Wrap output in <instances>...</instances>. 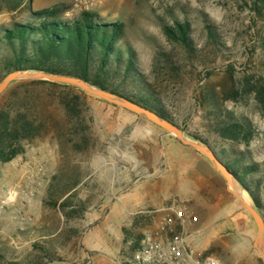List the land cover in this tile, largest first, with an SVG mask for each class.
<instances>
[{
	"label": "rangeland",
	"instance_id": "rangeland-1",
	"mask_svg": "<svg viewBox=\"0 0 264 264\" xmlns=\"http://www.w3.org/2000/svg\"><path fill=\"white\" fill-rule=\"evenodd\" d=\"M249 2L0 0V37L4 28L30 22L31 11L54 6L63 8L61 18L66 21L91 11L102 22L122 23L124 36L116 48L123 60L130 56L133 66L128 77L113 76L109 88L144 99L190 139L210 147L223 162L238 158L241 167H254L246 181L259 208L244 193L264 221V118L251 96L242 94L236 102L223 100L246 77L264 80V17L251 13ZM175 21L188 25V49L171 43L162 33L163 25ZM206 26L212 37L207 36ZM6 53L1 43L0 55ZM6 75L0 70V82ZM15 85L17 82L0 95V107ZM39 92L38 110L46 119V132L25 143L22 163L27 165L19 177L21 163L6 169L0 165V200L5 190L24 185V175L33 173V162L44 163L46 172L35 185L34 197L28 202L18 198L0 218V264H131L135 252L120 242L119 227L130 230L138 216L133 232L143 236L155 228L164 211L124 214L110 212L104 205L118 198L112 196L118 189L153 174L152 167L155 174L162 171L164 141L181 145L180 141L137 114L84 92L78 103L88 146L76 152L72 143L77 137L68 134L70 123L60 104L70 93L58 89ZM230 120L250 124L253 135L249 142H231L218 135L221 125ZM111 164L116 168L113 184L108 174ZM11 172L13 176H5ZM228 195V216L237 223L220 237L213 236L216 229L209 227L208 248L201 254L217 257L224 264H263L252 245L257 232L253 219ZM64 199L71 205L62 209L59 204ZM18 211L26 220L17 218ZM69 211H74L73 217L64 215ZM211 222L216 223L208 220Z\"/></svg>",
	"mask_w": 264,
	"mask_h": 264
},
{
	"label": "trees",
	"instance_id": "trees-1",
	"mask_svg": "<svg viewBox=\"0 0 264 264\" xmlns=\"http://www.w3.org/2000/svg\"><path fill=\"white\" fill-rule=\"evenodd\" d=\"M248 9L251 13L264 17V0H250ZM62 12L63 8L60 6L31 11L30 22L14 23L10 28H4L1 31L0 44L5 45L7 53L0 55V70L5 74L14 71H42L79 78L92 87L125 97L165 118L161 111L150 107L144 99L120 94L109 88L108 83L113 76L126 78L133 66L130 56L127 55L123 60L120 49L116 48L124 36L123 24L102 22L96 13L91 11H82L76 19L66 21L61 18ZM206 31L208 37L213 36L208 26ZM188 32V25L185 22L175 21L171 26H162V33L168 41L186 49L190 47ZM261 47L264 48V41ZM121 81L129 83L126 79ZM15 82L17 85L0 107V165L23 155L25 143L46 132V119L42 111L38 110L40 105L37 104L40 89L47 91L58 89L70 93V97L61 100L60 104L64 117L70 123L71 131L68 134L77 137L72 143V148L76 152L87 149L88 138L84 135L86 130L78 103L80 95L85 94L82 90L47 81ZM237 86L229 89L223 100L236 102L242 94L251 96L261 117L264 118V80L261 77L250 76ZM218 135L231 142L247 143L252 138L253 131L249 123L230 120L221 125ZM220 161L237 178L254 207L259 208L254 191L246 181V176L254 167H241L238 158L227 159L228 162L221 159ZM258 183L259 181L256 186ZM66 200L59 204L60 208L71 205ZM73 212L69 211L64 215L68 218L73 217ZM138 222L134 220L130 230L122 228V243L129 244L132 253L140 249L143 238L141 234L133 232Z\"/></svg>",
	"mask_w": 264,
	"mask_h": 264
},
{
	"label": "crops",
	"instance_id": "crops-1",
	"mask_svg": "<svg viewBox=\"0 0 264 264\" xmlns=\"http://www.w3.org/2000/svg\"><path fill=\"white\" fill-rule=\"evenodd\" d=\"M164 144L165 161L163 170L158 169V173L155 174L154 167H152L150 171L153 174L148 175L137 184L126 185L123 189H118L115 194L113 193L112 184L116 179L114 178L116 168L111 164L112 167L108 173L112 183L110 192L114 194L112 196H118V198L114 202L103 205L105 208L108 207L110 212L119 211L128 214L129 212L164 211L165 208L173 204L186 203L195 219L186 245L196 253L201 254L208 248L209 227L212 226L216 229L213 236L220 237L222 232L232 230L237 223L235 218H229L228 216L227 201L229 193L226 190L225 180L202 154L192 148L182 146L174 140H166ZM23 156H18L11 162L4 164V168L14 167V165L21 163L22 166L18 171L19 177L21 172L26 170L27 165L22 163ZM32 165H34V171L36 165L34 162ZM99 174L101 173L99 172ZM13 175L14 173L11 172L5 176ZM224 200L226 201L225 205H223ZM103 205H99V207ZM147 217L151 218L149 214ZM139 219L137 216L133 218V221ZM213 219L216 222L215 224L208 223V220ZM119 230L122 231V227H119ZM226 235H229V233ZM232 237L239 240L237 235H232ZM119 238H121L120 242L122 243V235L120 237L119 234Z\"/></svg>",
	"mask_w": 264,
	"mask_h": 264
},
{
	"label": "built area",
	"instance_id": "built-area-1",
	"mask_svg": "<svg viewBox=\"0 0 264 264\" xmlns=\"http://www.w3.org/2000/svg\"><path fill=\"white\" fill-rule=\"evenodd\" d=\"M45 172L46 165L37 162L33 173L24 175V185L18 189L5 190L4 197L0 200V218L18 198L28 202L34 197L36 184ZM17 218L26 220L20 211ZM194 221L186 203H177L165 208L155 228L143 235L140 249L133 255L132 264H224L219 258L204 257L186 245Z\"/></svg>",
	"mask_w": 264,
	"mask_h": 264
},
{
	"label": "water",
	"instance_id": "water-1",
	"mask_svg": "<svg viewBox=\"0 0 264 264\" xmlns=\"http://www.w3.org/2000/svg\"><path fill=\"white\" fill-rule=\"evenodd\" d=\"M15 81H47L76 87L95 98L137 114L177 138L181 144L202 154L225 180L227 192L242 205L253 219L257 232L252 245L254 250L258 253L261 262L264 264V221L257 210L247 201L245 193L237 178L220 161L210 147L193 141L175 124L153 111L125 97L92 87L79 78L54 75L42 71H14L6 75L0 82V95Z\"/></svg>",
	"mask_w": 264,
	"mask_h": 264
}]
</instances>
